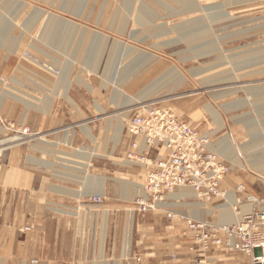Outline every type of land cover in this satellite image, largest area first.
Instances as JSON below:
<instances>
[{
	"label": "rangeland",
	"instance_id": "1",
	"mask_svg": "<svg viewBox=\"0 0 264 264\" xmlns=\"http://www.w3.org/2000/svg\"><path fill=\"white\" fill-rule=\"evenodd\" d=\"M0 40L7 45L0 52L9 54L14 65L12 82L1 78L5 88L14 90L8 97L19 96L43 114L53 106L50 117L55 119L58 103L68 105V100L76 106V94H83L104 123L121 121L119 132L114 123L113 138L120 140L122 135L126 147L132 136L128 122L147 108L171 110L209 134L223 136L231 130L242 166L228 163L230 173L244 174L249 183L233 191L229 203L249 195L247 190L264 197L263 171L251 165V159L264 164V0H0ZM145 56L149 61L142 65ZM173 69L182 80L163 79ZM159 79L163 83L147 102L124 111V98L147 94ZM64 111L57 116L66 118L60 113ZM158 154L163 152L150 151L153 158ZM190 195L181 207L172 208L175 215L194 211L216 220V205L224 204L222 199L201 202ZM233 207L227 210L234 213ZM129 209L135 220L167 217L165 210L139 213L133 202Z\"/></svg>",
	"mask_w": 264,
	"mask_h": 264
},
{
	"label": "crops",
	"instance_id": "2",
	"mask_svg": "<svg viewBox=\"0 0 264 264\" xmlns=\"http://www.w3.org/2000/svg\"><path fill=\"white\" fill-rule=\"evenodd\" d=\"M4 44L0 40V50L7 48ZM13 68L9 54L0 52V113L12 123L42 133V139L17 144L14 138L5 139L7 130L0 124V264H195L200 246L185 223L165 216L135 220V213L129 209L146 176L144 165L126 158L131 143L140 138L129 135L130 145L123 146L122 135L120 140L113 138L114 123H118L119 132V121L104 123L97 118L91 100L80 93L76 102L72 97L76 106L68 100V105L57 104L60 111L67 109L66 114L60 112L67 117L57 116L56 109L55 119L50 117L53 106L43 114L38 106L19 96L8 97L14 90L5 88L1 78L12 82ZM93 102L100 109L101 105ZM230 132L211 134L213 147L227 165L232 162L229 144L233 149L237 144ZM247 181L249 177L232 172L221 188L228 194L235 193L240 186L246 187ZM262 187L263 195L264 184ZM182 191L170 196L171 208L181 207L191 196L189 190ZM221 206L217 202L216 220L194 211L182 214L204 222L225 223ZM207 254L211 264H235L240 259L215 248ZM137 256L141 263L136 261Z\"/></svg>",
	"mask_w": 264,
	"mask_h": 264
},
{
	"label": "built area",
	"instance_id": "3",
	"mask_svg": "<svg viewBox=\"0 0 264 264\" xmlns=\"http://www.w3.org/2000/svg\"><path fill=\"white\" fill-rule=\"evenodd\" d=\"M25 58L31 59L28 54ZM0 123L10 133L8 138H14L20 145L41 139L42 133L33 132L29 126L17 125L1 116ZM127 130L143 140L142 144L135 142L131 145L128 160L153 166L146 176L144 195H137L133 201L139 213L156 210L164 204L162 208H167L169 197L183 189L193 190L203 202L226 201V192L222 191L221 184L231 172V167L220 161L209 133L210 136L163 108H149L145 114L138 111ZM154 149L164 150L165 155L158 154L152 159L150 151ZM243 188L239 187V191ZM238 199L239 204L255 201L256 205L251 212L239 211L240 220L231 224L202 222L167 210L168 218L179 217L193 232V238L200 246L195 264H211L207 252L212 248L244 258L236 264H264V207H261L264 199L259 200L251 194ZM93 201L102 202L101 198H93ZM135 259L138 263L142 262L138 256Z\"/></svg>",
	"mask_w": 264,
	"mask_h": 264
},
{
	"label": "bare ground",
	"instance_id": "4",
	"mask_svg": "<svg viewBox=\"0 0 264 264\" xmlns=\"http://www.w3.org/2000/svg\"><path fill=\"white\" fill-rule=\"evenodd\" d=\"M208 45H210V43H208ZM116 51V50H115ZM149 61V57H143V58H141L140 59V62L139 63H141L142 65L143 64H146L147 62ZM171 77H173V78H175V81L176 82H178V81H180V80H182L183 79V76L176 70V69H173L172 71H169L168 72V74L167 75H165L164 76V80L167 78H171ZM163 79H159L158 81H156L155 83H154V85L153 86H151V88L149 89V91L147 92V94H143L142 96H139L137 99H135V98H131L130 96H128L127 97V99H125L124 98V104H125V109H124V111H126L127 109H129V108H131V107H134V106H137V105H140V104H142V103H145V102H147L148 101V99H149V96H150V94H153L154 93V91H156V89L158 88L157 87V85H160L161 83L160 82H162V80ZM160 83V84H159ZM163 83V82H162ZM82 84L85 86V87H87L90 91H92V88L86 83V82H84V81H82ZM116 102H118V100H116ZM127 105V106H126ZM149 111V109L147 108V109H145V111H144V113L143 114H145V113H147ZM124 114L125 113H123V116H124ZM133 117V116H132ZM132 119V118H131ZM131 119H130V121H131ZM129 121V122H130ZM129 122H128V124H129ZM119 123H121V121L119 122ZM128 124H127V127H128ZM223 127V125L220 127V128H222ZM119 129V131L121 130V127H118ZM128 131V130H127ZM203 132H205V131H203ZM207 135H209L207 132H205ZM131 134V133H130ZM132 135V134H131ZM211 135V134H210ZM209 135V136H210ZM93 136V135H92ZM132 136H135V135H132ZM137 137H139L140 138V140L139 141H134V142H132L131 143V145L133 144V143H135V142H137V143H140V144H142L143 143V140H142V138L140 137V136H137ZM212 137V136H211ZM42 139V138H41ZM39 140V139H38ZM31 142V141H30ZM29 143V142H28ZM18 144V143H17ZM229 144V143H228ZM228 146V145H227ZM131 150V146H130V148H129V150H128V152ZM216 150V149H215ZM150 150H148V152H149ZM127 152V153H128ZM163 152V154H164V150L162 151ZM165 155V154H164ZM228 155H229V158L232 160V162L234 163V164H238L239 166H242V164H241V162H240V159H239V156H238V154H237V151H236V149L234 148L233 149V146L231 145V144H229V152H228ZM151 157V156H150ZM162 157H164V156H162ZM127 158V157H126ZM152 159H155V158H153V157H151ZM219 158H220V156H219ZM128 159V158H127ZM220 161L222 162V163H224V164H227L226 162H224V161H222L221 160V158H220ZM251 161H253L252 163H251V165H252V167L253 168H255L256 169V171L257 172H261V171H263V172H261V174L264 176V164H261V162L258 160V159H251ZM150 162H152V161H150ZM137 164H140L141 165V163H137ZM142 165H144V166H147V168H148V171H147V173H146V176H147V174H148V172L150 171V167H152V169H153V166H151V165H146V164H142ZM151 169V170H152ZM146 176H145V181H146ZM224 180V179H223ZM223 180H222V182H223ZM139 186V185H138ZM137 186V187H138ZM144 186L145 185H141V189H140V191H139V193L137 194V195H144V192H145V190H144ZM183 190H189L192 194H193V196L196 198V199H198L197 197H196V195H195V193H194V191L193 190H191V189H183ZM180 191H182V190H180ZM222 191H224L223 189H222ZM178 192V191H177ZM176 192V193H177ZM182 192H186V191H182ZM225 192V191H224ZM190 193V194H191ZM187 194L188 193H183V195H185V196H187ZM136 195V196H137ZM232 194H228L227 192H226V201H224L223 203L224 204H222V206L220 207V209L222 210V217H223V219L225 220L224 222H225V224H231V223H229V222H233V223H236L237 221H239L240 220V215H239V211H241L242 213H248V212H244L243 211V209H242V206H252V208H251V210L254 208V206L256 205V202L255 201H252V202H247V201H243L241 204H239V200L236 202V204H230L229 203V201H230V197H232L231 196ZM172 197V196H171ZM171 197H169V199H171ZM254 197L255 198H257V199H259V200H263V199H260V198H258V197H256L255 195H254ZM136 198V197H135ZM134 198V199H135ZM199 200V199H198ZM134 201V200H133ZM199 201H201V200H199ZM168 202H169V200H168ZM167 202V203H168ZM201 202H203V201H201ZM201 206H205V205H203V204H200ZM160 207L159 208H157V210H165V213L167 212V210H170V211H172L173 213H174V211H173V209L170 207V205L168 204V207L167 208H162L163 206H165V204L164 205H159ZM232 206H234L233 208H234V215H232L231 213H229L228 212V210L226 209V207H230V208H232ZM261 207H264V205H262ZM251 210L249 211V212H251ZM167 214V213H166ZM175 214V213H174ZM179 215H184V214H179ZM184 216H186V215H184ZM186 217H188V218H190V219H194V218H192V217H189V216H186ZM170 219H180L179 217H175V218H170ZM194 220H196V219H194ZM182 221V220H181ZM199 221H201V220H199ZM234 221H236V222H234ZM183 222V221H182ZM202 222H204V221H202ZM184 223V222H183ZM209 223H213V224H222L223 222H209ZM186 225V224H185ZM129 231V230H128ZM33 262H37V261H33ZM33 262H31V264L33 263ZM38 263V262H37Z\"/></svg>",
	"mask_w": 264,
	"mask_h": 264
}]
</instances>
